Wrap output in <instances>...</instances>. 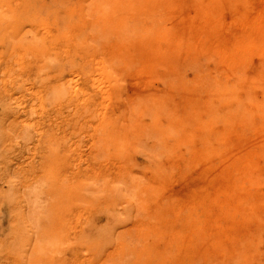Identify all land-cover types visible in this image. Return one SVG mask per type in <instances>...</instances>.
Listing matches in <instances>:
<instances>
[{"label": "rangeland", "instance_id": "374dc122", "mask_svg": "<svg viewBox=\"0 0 264 264\" xmlns=\"http://www.w3.org/2000/svg\"><path fill=\"white\" fill-rule=\"evenodd\" d=\"M118 1L0 0V264H232L215 245L247 234L264 262L260 212L226 216L214 194L231 148L203 157L216 139L259 147L251 127L225 132L216 92L262 67L264 0ZM121 26L158 39L134 51Z\"/></svg>", "mask_w": 264, "mask_h": 264}, {"label": "bare ground", "instance_id": "6f19581e", "mask_svg": "<svg viewBox=\"0 0 264 264\" xmlns=\"http://www.w3.org/2000/svg\"><path fill=\"white\" fill-rule=\"evenodd\" d=\"M211 1H212V3H214L213 1H216V0H211ZM227 1L226 2L228 3V6L230 5L229 3L234 2V1L237 2V4L238 3L240 4L243 2L245 5L247 3L249 5L251 4L250 1H249L250 3L249 2L245 3L246 0H230V1L227 0ZM194 2H195V4H197L200 1L198 0V1H194ZM222 2L225 3L224 0ZM117 4L121 5V3H119L118 0H115V5L117 6ZM217 4L218 3H216V5ZM226 4H224V6ZM218 5L220 6L221 4H218ZM128 6H130V8H131V2H130V5H128ZM221 6H223V4ZM234 6H233V9H234ZM127 7H125V8H127ZM240 7L243 8L241 13H245V12L249 11V9L247 10V6H245V8H246L245 11H244V6L240 5ZM118 8H120V7L118 6ZM234 10L238 11L239 9L238 10L234 9ZM230 11H231V9H230ZM206 12L207 11H205V13ZM241 13L237 12L238 15ZM243 15L244 14H242L241 16H243ZM262 15H264V14L262 13ZM206 16H207V14H206ZM120 28H121L122 32L120 33L119 41L122 44H127L129 46V48L133 49L134 51H142L143 49L147 48V46L149 44L155 42L156 38L158 39L157 36L155 38L151 32L143 31V29L140 31L137 29H134L132 31V34L127 35L126 33L123 32L124 26H121ZM156 33L159 34V31H156ZM257 39L258 38H256L253 42H255ZM120 42H119V44H120ZM258 42L261 43L263 41L258 39ZM256 43H257V41H256ZM254 44H253V46H254ZM255 45L257 46V47L255 46L256 48H258V47L261 49L263 48L262 44H260V46H258L257 44H255ZM256 48H253V49H256ZM261 49H258V51L259 50L261 51ZM253 51H255L254 52L255 54L253 52H251L252 54L251 53L250 54L252 56H255V55L258 56V54L260 56V54H261V57H262V55L264 57V54L261 53V52H264V50L259 52V53L257 52L258 54L256 53V50H253ZM242 54H244V53H242ZM242 54H240V55L242 56ZM250 54H249V56H251ZM150 56H149L148 61H150L151 64L153 63V61H155V59L159 60L162 57L159 54H157V52H153V55H150ZM243 56H244V58H246L248 60L251 58V57L249 58L248 55H247V57H245V54ZM127 58L129 60H133V55H128ZM244 58H241L240 60H242V62H244L243 61ZM260 61H262V60L260 59ZM260 61H259V63H260ZM131 62H133V61H131ZM156 62L157 61H155V63ZM246 62L248 63L250 61H246ZM250 63L252 64V61ZM237 64H239V62ZM251 64H248V66H250ZM260 64H259V66H260ZM243 66H242V68H243ZM249 68H251V66ZM244 69H246V67L241 69V71L240 70L239 71L245 73ZM247 70H248V68H247ZM255 70H256V68L254 69V72H253V70H251L250 74H247V73H245V74L241 73L243 75L239 74V78H238L237 82L238 81L241 82V84H243V86L240 84L241 87H239V88H237V86H234L231 89L219 90L216 92V95L218 97V100L221 101L222 103H224L225 107H226V110L221 112V115L224 119L225 132L228 133L231 130H232V132H235L237 130L240 131L241 129L244 130L245 127L246 128L247 127L253 128V130L255 131V135L253 134L254 135L253 137H255V139H253V137H252V139H253L252 143L255 141L259 146L258 149L252 150L253 146H251L252 145L251 142H250V144L248 142L246 143V141H244L242 138L237 139L236 142L233 143L232 146L230 145L229 147H224V139H222V140L216 139L215 142L213 141L212 145H205L204 150H203V157L206 159V161H204V162H207V158L210 159L211 157L221 161L222 159H224L225 153L228 150H230V148H231L230 160L224 162L225 167L223 168L224 169L223 176L224 177L227 176V179H223L225 181L221 184V187L219 186L220 188L218 187L219 189L217 188L216 189L217 191L216 192L214 191L215 192L214 194L216 197L224 196V199L220 200L221 203L219 202V198L217 200L218 203H220V206H221L220 208L225 211L226 216H229L230 214H233L234 212L237 213V211L238 212H240V211H243V212L259 211L260 212L259 219L264 220V200L256 201V200L250 199L247 196L246 192L244 191V185H243V183L252 185L253 183L254 184L257 183L256 182L257 180L264 179V62L262 63V67H260L259 70H256V71ZM257 89L263 90V93L261 96L262 99L261 98L258 99L256 97L255 91ZM143 98L146 99L145 101L151 102V105H152L151 110H152L153 114H155L157 112H161V110H160L161 104L158 103V102H160L159 100H157V99L155 100L152 96H149V95L147 97H146V95H145V97L143 95ZM254 156L258 157L259 159H262L263 164L260 167L256 168L253 166L251 159ZM239 160H241V164L236 165V162ZM232 162L234 164L231 167V171H230L227 166ZM233 171H234V174L236 173L239 176V180L237 182H233V180H231L232 176H233V174H232ZM175 208H176V206H175ZM233 223H234V218H231V224H233ZM223 235H225V233H223L222 235H219L218 238L223 236ZM201 236H203V235H201ZM257 241H258V238L256 236H252V235L247 234L244 236L242 243L240 242V243L234 245L233 247L227 248L225 246L227 249H225V248L222 249L223 246L221 248L220 244L219 245L216 244L215 247L217 248V250H219L220 256L223 257L227 254L228 257L231 259L232 264H264V262H261V260H260L262 257V253L259 250V248L255 245V244H257ZM225 252H226V254H225ZM209 261H210V259L207 258L205 251L196 250L195 253L189 257L188 263H185V264H210Z\"/></svg>", "mask_w": 264, "mask_h": 264}]
</instances>
